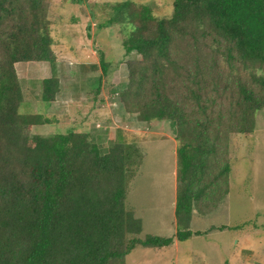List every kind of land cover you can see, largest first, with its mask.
<instances>
[{"label":"trees","instance_id":"trees-1","mask_svg":"<svg viewBox=\"0 0 264 264\" xmlns=\"http://www.w3.org/2000/svg\"><path fill=\"white\" fill-rule=\"evenodd\" d=\"M51 4L0 0V264H120L135 247L172 238L139 237L141 220L127 208L140 156L129 132L118 129L105 149L89 132L35 134L50 118L22 112L30 102L15 65L60 62ZM113 9L99 28L121 23L133 57L125 81L101 100L116 96L139 122L168 124L177 142L175 236L200 235L190 228L195 214L214 211L229 192L232 136L254 134L264 109V0H173L161 18L131 0ZM99 67L98 95L113 72L102 51ZM61 87L58 76L43 78L40 100L55 102Z\"/></svg>","mask_w":264,"mask_h":264},{"label":"rangeland","instance_id":"rangeland-1","mask_svg":"<svg viewBox=\"0 0 264 264\" xmlns=\"http://www.w3.org/2000/svg\"><path fill=\"white\" fill-rule=\"evenodd\" d=\"M123 1L127 0H51V36L53 45L61 54L60 62H20L15 65L24 98L30 102L28 105L21 104L22 112L33 109L50 118L49 123L34 126L35 134L51 136L68 130L91 133L88 123H92V117H95V129L100 127L106 132V136H102L106 140L105 149L114 140L118 129L127 128L130 130L127 134L135 135L133 129L137 120H133L120 104V114L113 109L116 96L110 98L107 93L109 99L98 103L111 85L116 87L125 81V63L133 57L124 53L121 41L125 33L120 27L121 23L99 28L100 23L107 22L115 15L113 6ZM131 1L148 5L159 18L169 17L172 13L173 0ZM100 51L112 63L113 72H110L109 79L102 81L105 88L101 87L98 95L95 93L100 86ZM52 76L60 78L62 90L51 107V104L42 102L39 95L41 80ZM70 95L76 97L71 98V102L77 106L65 99ZM69 104H72V109ZM110 114H113L112 118ZM66 115L69 122H65ZM84 116L86 119L82 120ZM255 122L254 134L233 135L231 138V145L236 148L235 159H232L236 169L233 173L231 169L224 206H218L216 213L192 221L191 230L203 232L185 240H177V225L173 223L171 169L174 166L172 147L175 140L168 124L156 123L155 131L129 137L128 142L138 147L140 156L134 162L138 170L129 183L127 208L141 220L139 237L154 235L172 238V242L161 249L135 247L120 264H264V109L257 112ZM90 137L93 136L90 134ZM220 224H226L221 226L226 230L221 227L205 229ZM243 236L252 244L245 246ZM237 240L240 242L238 247ZM250 247L253 248V259L247 261L246 254Z\"/></svg>","mask_w":264,"mask_h":264},{"label":"crops","instance_id":"crops-1","mask_svg":"<svg viewBox=\"0 0 264 264\" xmlns=\"http://www.w3.org/2000/svg\"><path fill=\"white\" fill-rule=\"evenodd\" d=\"M91 66H93V65H91ZM71 98H76L75 96H72V97H67V98H65L66 100H69V102H71ZM56 101H57V99H56ZM97 102V101H96ZM74 106H77L74 102H71ZM98 103H103L102 102V100L101 99H99L98 100ZM72 104L70 105V107H71V109L73 108L72 107ZM52 103H51V107H52ZM114 105V107H113V109L114 110H118V105H116V104H113ZM95 106V105H94ZM94 106H92V108L91 109H93L94 108ZM99 105H97V110H99V107H98ZM109 107V106H108ZM110 111H111V109H110ZM117 113H119V110L117 111ZM120 114V113H119ZM96 117H99L98 116V114H96ZM113 117V114H110V118H112ZM132 117H133V120H137V118L135 117V116H133L132 115ZM86 119V116H84L83 118H82V120L83 119ZM66 121L65 122H69V117L66 115ZM95 117H92V120H91V122L92 123H88V126H90L91 127V129H92V131H91V133H89V134H91L93 137H91L97 144H99V145H102V146H104V147H106L105 145H104V143L106 142V140H105V137L103 138L102 136H106V132L105 131H103V130H101L100 129V127L99 128H97V129H95L96 128V123L97 122H95L94 123V121H95ZM108 120H110V119H108ZM134 123H137L136 124V126L134 127V129H133V132L135 133V135H133V134H128V136H127V141H129V137H138V136H143L145 133L147 134V133H151V132H153V131H155V130H153V129H155L157 126H155L154 124H151V125H149V124H146V123H142V122H139L138 120L136 121V122H134ZM146 127V128H145ZM99 129V130H98ZM98 130V131H97ZM125 130H127V132H129L130 133V130L129 129H127V128H125ZM98 132H100V133H98ZM93 133L95 134V135H93ZM109 138V137H108ZM175 140V139H174ZM232 140V139H231ZM240 140H242V139H240ZM173 144H174V147H172L173 148V151H172V153H173V155H174V166H173V169H171V172L173 173V197H172V202H171V207H172V215H173V223H176V221H175V203H176V195H177V173H176V171H177V143H176V141H174L173 142ZM230 147H232V145H230ZM238 148V147H237ZM235 150H236V148L234 149L233 147L229 150V157H230V163H231V169H232V173H233V170L234 169H236V167L235 166H233L232 165V159H235ZM233 167V168H232ZM136 174H137V172H136ZM136 174H135V176H136ZM134 176V177H135ZM133 177V178H134ZM232 177V176H231ZM132 184V183H131ZM128 197H129V194H128ZM128 197H127V199H128ZM225 200L226 199H224V201H222V203H220L219 204V206H224V202H225ZM128 203V202H127ZM217 212V209H215L214 211H212V212H210V213H216ZM196 213V212H195ZM210 213H208V214H206V215H210ZM196 216H195V218H194V220L193 221H195V220H197V217H201V216H206V215H199V214H195ZM136 217H139L138 215H136ZM221 226H227L226 224H220V225H217V226H215V225H212L211 226V228L210 227H208V228H205V229H207V230H213L214 228L216 229V228H218V227H221ZM204 229V230H205ZM226 230V229H225ZM225 230H220V231H225ZM197 231H200V232H203V231H201V230H197ZM241 231V230H240ZM176 234V233H175ZM245 236H243V241H242V243L245 245V246H249V245H251L252 243L249 241V240H245V238H244ZM239 240H237V242H236V247H238V245H239ZM251 248V247H250ZM161 249V248H160ZM253 257V248H251V250H248L247 251V254H246V260L247 261H251V259H253L252 258Z\"/></svg>","mask_w":264,"mask_h":264}]
</instances>
